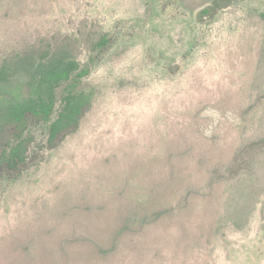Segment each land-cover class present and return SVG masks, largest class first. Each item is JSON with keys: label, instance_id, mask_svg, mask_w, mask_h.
Wrapping results in <instances>:
<instances>
[{"label": "rangeland", "instance_id": "374dc122", "mask_svg": "<svg viewBox=\"0 0 264 264\" xmlns=\"http://www.w3.org/2000/svg\"><path fill=\"white\" fill-rule=\"evenodd\" d=\"M226 1L0 0V65L64 51L92 94L0 171V264H264V0Z\"/></svg>", "mask_w": 264, "mask_h": 264}, {"label": "trees", "instance_id": "16d2710c", "mask_svg": "<svg viewBox=\"0 0 264 264\" xmlns=\"http://www.w3.org/2000/svg\"><path fill=\"white\" fill-rule=\"evenodd\" d=\"M217 5L223 6L220 2ZM111 43L112 38L104 36L99 51ZM88 73V67L64 51L20 56L0 65L1 172H20L28 164L32 127L47 124L49 143L54 144L63 131L79 124L92 100L90 92L80 89ZM5 139L9 143L3 144Z\"/></svg>", "mask_w": 264, "mask_h": 264}]
</instances>
